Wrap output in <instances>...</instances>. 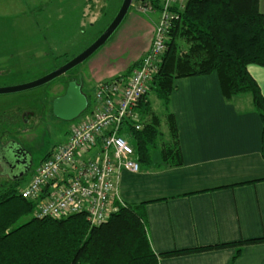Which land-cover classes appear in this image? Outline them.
<instances>
[{"label":"trees","instance_id":"1","mask_svg":"<svg viewBox=\"0 0 264 264\" xmlns=\"http://www.w3.org/2000/svg\"><path fill=\"white\" fill-rule=\"evenodd\" d=\"M138 2L139 7L150 8L148 11L162 14L165 10L166 0ZM168 11L175 17L167 32V49L150 90L138 107L143 127L137 131L131 126L127 131L140 164L153 165L160 135L161 119L153 110L149 95L154 93L167 110L170 141L160 149L159 167L179 166L182 152L178 127L170 110L175 82L211 73L218 75L228 101L251 95L254 110L262 120L264 146V96L248 71L252 64L264 67V15L260 0H186L183 6L171 3ZM141 58L118 78L131 76ZM86 96L89 105L85 114L93 101V95ZM21 182L9 180L0 189V264H160V256L264 242V238H258L157 255L147 233L144 211L147 203L117 204L118 211L97 227L90 225L85 214L36 219L33 203L20 194ZM240 253L241 249L230 264Z\"/></svg>","mask_w":264,"mask_h":264},{"label":"crops","instance_id":"2","mask_svg":"<svg viewBox=\"0 0 264 264\" xmlns=\"http://www.w3.org/2000/svg\"><path fill=\"white\" fill-rule=\"evenodd\" d=\"M185 2L171 3L183 6ZM260 10L264 15V0H260ZM143 13L160 16L152 23L133 14L131 21L138 27L137 33L145 38L137 53L141 57L149 50L162 15ZM118 39H124L123 33ZM137 61L131 60L113 76ZM96 67L105 70L103 78L113 77L116 68ZM248 71L264 96V67L252 64ZM170 110L178 127L182 164L159 167L160 158H155L153 165H141L138 173L123 172L115 203H147V233L157 255L264 238L263 125L251 95L228 101L216 73L180 78L175 82ZM239 249L234 264H264V242L160 256L159 262L230 264Z\"/></svg>","mask_w":264,"mask_h":264},{"label":"rangeland","instance_id":"3","mask_svg":"<svg viewBox=\"0 0 264 264\" xmlns=\"http://www.w3.org/2000/svg\"><path fill=\"white\" fill-rule=\"evenodd\" d=\"M122 2L0 0V88L35 81L80 54L112 22ZM139 4L138 0H134L126 20L109 42L67 75L36 89L0 95L1 146L21 144L37 159V168L49 153L66 142L70 128L80 118L72 122L58 119L52 114L53 100L64 93L69 79H78L79 75L82 76L83 93L94 95L100 82L117 78L121 73L113 76L115 72L123 70L131 60H139L141 55L137 53L144 45L145 38L139 35L140 32L137 33L139 29L131 21L133 14L152 23L160 16L158 13H143ZM121 30L123 40L118 39ZM125 30L130 34L127 35ZM118 41L121 43L116 46ZM96 65L109 69L116 67L112 72L113 77L103 78L105 70ZM99 72L102 73L101 77ZM149 100L161 119L158 150L155 152L158 160L160 149L170 139L165 120L167 110L154 93L149 95ZM23 116L26 118L23 119ZM129 142L133 146L134 142L130 139ZM4 149L1 153L6 155ZM29 180H23L20 189ZM8 181L0 167V189ZM28 219L30 217L24 218L22 223Z\"/></svg>","mask_w":264,"mask_h":264},{"label":"built area","instance_id":"4","mask_svg":"<svg viewBox=\"0 0 264 264\" xmlns=\"http://www.w3.org/2000/svg\"><path fill=\"white\" fill-rule=\"evenodd\" d=\"M171 2L166 1L151 46L131 76L97 85L90 110L70 128L66 142L41 162L21 188L22 198L34 205V218L85 214L90 225L97 227L118 211L116 190L122 173L141 170L127 131L131 126L137 131L143 127L138 107L167 49V32L175 17L168 11ZM148 10L140 7V11Z\"/></svg>","mask_w":264,"mask_h":264},{"label":"water","instance_id":"5","mask_svg":"<svg viewBox=\"0 0 264 264\" xmlns=\"http://www.w3.org/2000/svg\"><path fill=\"white\" fill-rule=\"evenodd\" d=\"M134 0H123L122 5L112 22L103 33L84 51L66 62L51 73L29 83L0 88V95L15 94L42 87L66 75L96 54L109 42L126 20ZM78 81H70L64 95L53 101L52 111L55 117L66 122H72L83 115L89 105L87 96L82 91V76Z\"/></svg>","mask_w":264,"mask_h":264},{"label":"flooded vegetation","instance_id":"6","mask_svg":"<svg viewBox=\"0 0 264 264\" xmlns=\"http://www.w3.org/2000/svg\"><path fill=\"white\" fill-rule=\"evenodd\" d=\"M78 79H69L66 83L65 91L70 81H78ZM64 93L60 96L64 95ZM25 118L26 117L23 116V119ZM3 148H5L4 152L6 153V155L4 153H1ZM36 164L37 159L34 157V155L30 154L21 144L12 143L11 145H6L5 147L4 145L1 146L0 144V167L2 168V175L8 177L9 180L23 181L30 179L34 171L36 170Z\"/></svg>","mask_w":264,"mask_h":264}]
</instances>
